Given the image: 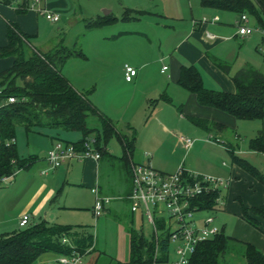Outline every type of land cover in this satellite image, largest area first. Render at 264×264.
I'll use <instances>...</instances> for the list:
<instances>
[{
	"label": "crops",
	"instance_id": "1",
	"mask_svg": "<svg viewBox=\"0 0 264 264\" xmlns=\"http://www.w3.org/2000/svg\"><path fill=\"white\" fill-rule=\"evenodd\" d=\"M148 1L155 2V5L148 6ZM123 7L153 19L147 21L146 27L147 31L153 34V39L158 40V47L156 51L138 50L135 47L131 53V63H125V65L129 63L136 69L137 73L133 79L126 80L125 65L124 67L119 66L114 73L108 72L104 76L102 109L95 105L89 97L90 101L115 124L118 134L134 138V148L131 153L132 164L143 163L141 162L142 155L137 148L135 129L137 122L144 120L145 122L147 120V124L150 120L154 123L174 122L171 130H167L162 125L163 130L171 131L167 135V140L151 147L153 148L151 155H165L167 159L163 162L154 160L156 164L153 168L163 173H171L167 169L182 167L191 173L229 179L230 183L226 189L221 190L219 203L216 206L226 217L222 215L224 218L222 226L217 227L225 231L228 220H232L233 230H230L231 234L228 235L238 241L251 243L264 252V230H262L264 220L260 222L259 228H255L241 217L242 206L252 207L264 204V183L233 163L232 157H229V162L226 160L225 152L228 154L232 152L242 158L243 151L236 142L212 143L206 140L207 138H201L200 133V130H203L207 134L219 136L228 129L238 128L239 119L221 110L200 105L193 93L178 84L181 66L193 65L200 71L206 88L226 92L235 91L231 77L240 68H231L226 61H228L227 53L233 48V42L237 39H246L236 36L235 22L239 15L230 11L203 7L200 0H130ZM40 9L57 13L59 20L57 22L47 20L40 14ZM108 9H104V14L89 18L86 26L91 19L98 17L113 16L115 18L113 9L111 7ZM76 10L74 0H41L36 6H32L30 0H2L0 4V47L8 44L7 32L11 26L28 36L29 40H38L40 46H32L30 42L29 44L40 51L47 52L61 42L67 48L76 49V44L71 46L65 41V34L59 26V23L73 25ZM144 36L151 45L153 40L147 35ZM253 36L256 37L255 40L259 46L264 47V37L259 34ZM73 58L75 57L67 61ZM212 58L229 65V72L216 66ZM14 60L13 56L0 57V74L8 70ZM67 61L62 67V74L77 91H80L64 74L63 70ZM163 61L160 70L154 72L151 66ZM164 66H167L165 71L162 70ZM165 73H167L166 76H164ZM119 81L135 91L137 89L134 88L140 85H145V88L119 101L114 95ZM153 106L155 109L149 113ZM157 108L160 110L159 113H155ZM198 121L208 123L204 126ZM38 129L40 128H33L29 133ZM179 135L194 139L190 149L184 148L179 141ZM34 138L40 140L42 147L33 141L28 154H23L21 158L31 157L34 158L33 162L26 168L17 169L6 184L0 185L1 196L6 197L12 194V197L20 199L19 202L22 204L21 212L16 218L7 219L0 213V236L20 229L19 221L24 214L29 215L30 224L45 221L58 225H66L62 224L66 216L61 213L73 209L74 206L81 207L88 204L86 209L94 214L97 197L109 198V201H121L123 210L112 213L119 216L125 214L126 210L128 222L132 224L133 215L138 210H131L130 196L133 191L131 168L124 159V149L116 137L119 150H112V146L106 144L97 161L89 158L73 159L56 168L49 166L44 153L46 149L58 141L80 143L83 139L82 133L60 128H47L45 133L35 135ZM166 141L167 146L163 147ZM41 149H43L42 156L38 155ZM181 152L185 155L182 161L176 159L178 157L176 155ZM67 189L72 190L69 194L78 201L85 199L86 204H69ZM109 204V202L104 203V211L111 212ZM141 214L144 216L143 211ZM94 216L98 220L102 213L98 216L94 214ZM66 226L73 227L76 232L89 234L84 225L67 224ZM95 247L94 240L86 253L93 252ZM102 254L108 255L105 251L99 250L92 264H97ZM57 257L58 255L53 252L44 253L32 264H56ZM111 259L117 260L118 264L129 262V259L127 261L114 257Z\"/></svg>",
	"mask_w": 264,
	"mask_h": 264
},
{
	"label": "trees",
	"instance_id": "2",
	"mask_svg": "<svg viewBox=\"0 0 264 264\" xmlns=\"http://www.w3.org/2000/svg\"><path fill=\"white\" fill-rule=\"evenodd\" d=\"M203 7L253 15L258 25L264 26V1L262 0H200ZM113 16L91 19L88 28L110 24ZM8 44L0 47V57L13 56L12 66L0 74V87L4 97L14 96L17 101L0 109V138H15V128L22 126L27 132L33 128H60L79 131L85 138L94 137L102 154L111 137H116L124 149V159L131 168L134 138L118 134L115 124L102 114L90 101L89 92L77 91L62 74L64 63L72 57L84 56L80 49H70L59 43L51 50L40 51L29 44V37L8 28ZM221 70L229 72V65L212 58ZM234 92L206 88L200 71L193 65H182L178 84L193 93L202 106L212 107L240 120H264V71L252 66L240 68L232 75ZM19 82V83H18ZM206 126L207 121H198ZM218 126V125H217ZM250 148L264 150V138L250 140ZM233 163L264 183V176L243 158L231 152ZM34 158L21 159L15 144L0 145V176L11 175L17 169L26 168ZM219 191L204 194L195 201L200 210L211 211L216 207ZM241 217L260 227L264 220V204L242 206ZM159 229L163 224L157 221ZM129 264H156L167 261L170 232L163 233L156 241L142 232L129 229ZM67 238L70 243H63ZM236 240L220 230L215 236L200 242L188 264H220L221 255L228 250L229 242ZM238 241V240H236ZM94 242L90 234L74 231L73 227L49 224L45 221L32 223L12 233L0 236V264H32L40 255L48 252L70 255L74 250L83 254ZM241 242V241H240ZM247 264H264V252L253 244L242 242Z\"/></svg>",
	"mask_w": 264,
	"mask_h": 264
},
{
	"label": "rangeland",
	"instance_id": "3",
	"mask_svg": "<svg viewBox=\"0 0 264 264\" xmlns=\"http://www.w3.org/2000/svg\"><path fill=\"white\" fill-rule=\"evenodd\" d=\"M129 1L130 0H74L77 10L73 19V25L59 23L61 30L65 34V41L71 46L76 44V49H80L84 55L67 61L63 70L64 74L80 91L89 92L91 100L101 109L103 79L105 74L108 72L114 73L119 66L123 65L124 67L126 62L131 63V53L135 47H137L138 50L146 49L149 51H156L158 47V40L155 38L153 39V34L150 33V31H147L146 27L147 21L152 18L141 16L134 10L123 7L126 2ZM151 4L155 5V2L148 1L147 5L150 6ZM110 7L113 9L112 12L114 13V16H116V19L112 23L94 28H88L86 26L89 18H94L98 14H104V9L109 10L108 8ZM247 15L249 24L251 26H256V18L251 14ZM143 34L153 40L151 45L148 44L147 37ZM255 38L256 37L252 36V38L237 39L233 42V48L227 53L228 61H226L231 68L235 69L252 66L264 71V47L259 46ZM29 42L32 46H40L38 40H29ZM129 63H127V65H129ZM162 63H164V61L151 66V68L154 72L159 71ZM166 74L167 73H165L164 76H166ZM143 87L145 88V85H140L139 87L134 88L137 89L135 91L133 88L125 86L119 81L117 83V88L114 91V95H116L119 101H121L127 98V95L138 92ZM154 106L151 107L149 113H152V110L155 109ZM159 111L160 110L157 108L155 113H159ZM186 121L188 122V120ZM148 122L149 123L147 124V120L146 122L145 120L138 121L135 125L137 131V148L142 155L141 162L147 165L151 164L150 166L154 167L156 164L154 160L157 162H163L167 159L165 155H151L153 149H151V147L155 144H159L158 142L167 140V135L171 132L167 130L173 129L174 122L164 121L163 123H154L153 120ZM162 125L167 128V130H163ZM45 130H47V128H40L29 133L24 127L18 126L15 128V146L20 158H22L23 154H28L33 145V141L42 147L40 140L35 139L34 137L35 135L45 133ZM200 133L202 135L201 138L206 139L210 137L212 143L219 144L222 141L236 142L239 145L240 150L243 151V153H241L242 158L264 176V150L257 151L250 148V140L252 138L257 136H262V138H264V120L239 119L238 128L234 130L228 129L223 134L216 137L212 134H207L203 130H200ZM236 137L237 139H235ZM215 138H217L219 142H215ZM107 144L108 146H112V150H119L115 137H111ZM163 145V147H166L167 141ZM169 146L170 145H168V147ZM50 148L51 147L46 149L44 152L45 155ZM42 150L43 149L38 151V155H43ZM176 156H178L176 159L182 161L185 155L184 152H181ZM224 156L229 162V157H231V155L225 152ZM167 171L173 173L176 172L177 169H167ZM67 191L69 204H86L85 199L78 201L74 196L69 194L72 190L67 189ZM19 200L13 198L12 194H8L6 197L0 195V213L2 214V217L7 219L12 217L16 218L22 208V204ZM122 202L124 201L122 200ZM109 203V206H111V212L104 211L103 207L101 211L102 216L99 217L98 220L91 211L86 209L88 204L81 207L74 206L73 209L65 210L61 213H64L63 215L66 216L62 224L73 226L84 225L86 226L87 232L92 235L95 240V250L83 255L81 264H92L97 257L99 250L105 251L108 255L102 254V257L98 260L97 264H118V261L111 259V257L117 258L121 261H127L129 259L128 233H130L129 229L131 228L137 232H142L144 237L148 240H151L153 237L154 232L152 223L141 214V208H139L133 215V221L131 224L128 222L129 219L126 210L124 211L125 214L119 216L112 213L113 211L120 212L123 210V204L121 201L111 200ZM150 208L152 209V206H150ZM222 215L226 217L222 211L218 210V207L211 211L199 210L193 215L194 224L195 226H201L206 217L212 216L214 217L213 224L220 227V225L222 226V220L224 219ZM228 221L224 232L225 234L230 235V230H233L234 223L230 219ZM172 226L174 227L175 224L172 223ZM244 251V243L236 240L230 241L228 250L221 255L220 264H247ZM167 257V261L157 262L156 264H172L176 259L174 246L172 244L169 245Z\"/></svg>",
	"mask_w": 264,
	"mask_h": 264
},
{
	"label": "built area",
	"instance_id": "4",
	"mask_svg": "<svg viewBox=\"0 0 264 264\" xmlns=\"http://www.w3.org/2000/svg\"><path fill=\"white\" fill-rule=\"evenodd\" d=\"M32 6L39 5L41 0H30ZM264 1V0H262ZM2 0H0V4ZM40 14L47 20L57 22L59 15L47 9H40ZM204 21H206L204 19ZM236 36L248 38L254 34L264 37V26L249 24L248 15L243 13L235 22ZM210 37H212L210 35ZM167 66L162 68L163 71ZM137 71L130 65H125V78L130 81ZM14 96L4 97L3 89L0 87V109L10 103L16 102ZM179 141L185 149H190L194 139L188 136L179 135ZM206 140L210 141V137ZM215 142H219L215 138ZM10 147L15 144V138L2 140L0 145ZM101 153L96 146V139L88 137L83 140L78 148L74 143L56 142L46 154V160L51 168H56L73 159H100ZM14 174V173H13ZM0 176V185L6 184L12 175ZM131 175L133 191L130 196L131 210L142 209L146 219L152 223L156 241L163 233V230L170 232L169 241L174 246L176 259L172 264H188L197 245L215 236L220 229L215 226L214 217H206L201 226H195L193 215L199 211V205L195 203L197 199L206 193L226 189L230 183L229 179H224L212 175H202L185 171L182 167L173 173H163L150 165L134 163L131 165ZM220 197L216 200V206ZM109 202V198L97 197L94 204V214H101L104 203ZM152 206V209L150 208ZM157 221L163 224L159 229ZM172 223L175 226H172ZM30 224V217L27 214L21 216L19 228H25ZM63 243H70L67 238ZM87 252V251H86ZM85 252V253H86ZM74 250L70 255H59L56 264H81L83 255Z\"/></svg>",
	"mask_w": 264,
	"mask_h": 264
}]
</instances>
